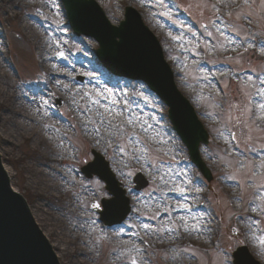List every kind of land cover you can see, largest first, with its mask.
<instances>
[{
  "label": "rangeland",
  "instance_id": "obj_1",
  "mask_svg": "<svg viewBox=\"0 0 264 264\" xmlns=\"http://www.w3.org/2000/svg\"><path fill=\"white\" fill-rule=\"evenodd\" d=\"M96 1L113 23L124 7L135 8L204 125L219 117L215 139L201 153L213 179L202 183L187 160L174 165L183 149L144 86L96 77L89 64L95 44H74L57 0H0V156L60 264H230L239 241L264 262L257 213L264 194L255 199L247 189L256 179L250 168L264 160L257 151L264 147V0L246 1L229 20L214 5L244 0ZM244 11L255 21L250 29ZM205 28L214 48L201 39ZM244 48L234 61L220 56ZM201 51L212 53L210 69L195 65ZM242 70L254 78L235 79ZM213 71L219 79L211 80ZM90 150L109 162L130 200L131 215L114 229L103 228L89 208L107 197L102 183L79 174ZM138 172L149 182L140 192L132 184ZM199 200L207 203L203 210H190L188 202Z\"/></svg>",
  "mask_w": 264,
  "mask_h": 264
},
{
  "label": "water",
  "instance_id": "obj_2",
  "mask_svg": "<svg viewBox=\"0 0 264 264\" xmlns=\"http://www.w3.org/2000/svg\"><path fill=\"white\" fill-rule=\"evenodd\" d=\"M75 11L67 3L68 18L73 29L87 32L99 42L98 58L115 74L129 76L145 81L168 103L176 97L168 94L165 84V69L161 65L156 42L144 31L139 22L128 17L127 24L111 29L102 18H97L80 0ZM87 7V9H86ZM115 38L119 42H115ZM178 100V99H177ZM178 102L170 112L183 142L195 154V144L201 139L186 125L191 124L190 112L185 107H178ZM184 109L186 110L185 114ZM238 264H252L242 253L236 254ZM0 264H58L52 249L43 237L31 216L24 199L15 193L0 162Z\"/></svg>",
  "mask_w": 264,
  "mask_h": 264
},
{
  "label": "bare ground",
  "instance_id": "obj_3",
  "mask_svg": "<svg viewBox=\"0 0 264 264\" xmlns=\"http://www.w3.org/2000/svg\"><path fill=\"white\" fill-rule=\"evenodd\" d=\"M27 27H28V31H30L29 26H27ZM28 107H29V106H28ZM29 109L32 110V108H30V107H29ZM5 169L7 170V173H8V175L10 176V174H9V170H8L7 168H5ZM37 224H38V223H37ZM55 254H56V252H55ZM56 255H57V254H56ZM56 257H57V256H56ZM58 258H59V257H58Z\"/></svg>",
  "mask_w": 264,
  "mask_h": 264
},
{
  "label": "snow or ice",
  "instance_id": "obj_4",
  "mask_svg": "<svg viewBox=\"0 0 264 264\" xmlns=\"http://www.w3.org/2000/svg\"><path fill=\"white\" fill-rule=\"evenodd\" d=\"M95 103H99V101L97 100V101H95ZM261 107H264V105H261ZM95 206V205H94ZM262 242H264V241H262Z\"/></svg>",
  "mask_w": 264,
  "mask_h": 264
}]
</instances>
